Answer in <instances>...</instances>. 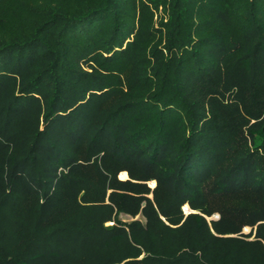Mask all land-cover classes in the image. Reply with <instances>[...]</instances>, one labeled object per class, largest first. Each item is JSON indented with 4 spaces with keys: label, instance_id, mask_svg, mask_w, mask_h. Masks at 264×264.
<instances>
[{
    "label": "trees",
    "instance_id": "16d2710c",
    "mask_svg": "<svg viewBox=\"0 0 264 264\" xmlns=\"http://www.w3.org/2000/svg\"><path fill=\"white\" fill-rule=\"evenodd\" d=\"M0 264H264V0H0Z\"/></svg>",
    "mask_w": 264,
    "mask_h": 264
},
{
    "label": "rangeland",
    "instance_id": "374dc122",
    "mask_svg": "<svg viewBox=\"0 0 264 264\" xmlns=\"http://www.w3.org/2000/svg\"><path fill=\"white\" fill-rule=\"evenodd\" d=\"M122 173H124V172H122ZM122 173H120V175L122 174ZM126 173V172H125ZM120 175H119V178H120ZM121 179V178H120ZM122 180V179H121ZM124 180V179H123ZM151 183H154L155 184V186H152L151 185ZM148 186L153 190L155 187H156V181H151V182H149L148 183ZM148 198L149 199H153V194H150V195H148ZM186 207H187V209H189V212L186 210ZM183 213H184V215H185V217H187L189 214H198V212H196V211H193L191 208H190V206L189 205H185L184 207H183ZM121 219L123 220V221H125V222H130V221H132V220H134L131 216H128V215H122L121 216ZM137 219H140V220H143L144 221V219L141 217V216H138L135 220H137ZM220 219V215L219 214H214L212 217H210V218H208L207 217V221L208 222H210V221H212V220H219ZM112 223H108V225H111ZM251 228L250 227H246V228H244V230H243V234H249L250 232H251ZM241 233V234H242ZM241 234H239V235H227L226 237H229V238H232V237H238V236H240ZM253 238H251L250 240H252Z\"/></svg>",
    "mask_w": 264,
    "mask_h": 264
},
{
    "label": "bare ground",
    "instance_id": "6f19581e",
    "mask_svg": "<svg viewBox=\"0 0 264 264\" xmlns=\"http://www.w3.org/2000/svg\"><path fill=\"white\" fill-rule=\"evenodd\" d=\"M120 178L121 179H127L128 178V175H127V173H122L121 175H120ZM151 185L152 186H155V184L154 183H151ZM186 210L189 212V209H187V207H186Z\"/></svg>",
    "mask_w": 264,
    "mask_h": 264
}]
</instances>
